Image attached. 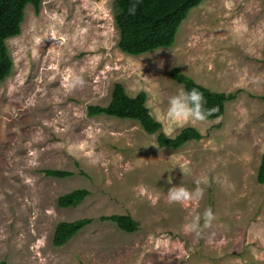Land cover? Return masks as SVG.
I'll return each mask as SVG.
<instances>
[{
	"label": "rangeland",
	"instance_id": "rangeland-1",
	"mask_svg": "<svg viewBox=\"0 0 264 264\" xmlns=\"http://www.w3.org/2000/svg\"><path fill=\"white\" fill-rule=\"evenodd\" d=\"M23 11L19 33L5 39L12 67L0 82V264H264V182L255 180L264 0H201L170 46L138 55L116 47L111 0H40L37 13L29 3ZM172 66L210 89L237 90L219 116L195 127L198 139L162 147L161 125L146 133L133 119L86 113L87 104L107 102L116 81L166 109L182 87L168 76ZM72 75L86 83L69 92ZM197 180L202 199L169 203L171 187L193 190ZM75 187L88 193L58 206L56 197ZM209 208L211 227L185 232ZM110 213L129 214L137 228L99 218ZM83 216L90 222L51 243L59 220Z\"/></svg>",
	"mask_w": 264,
	"mask_h": 264
},
{
	"label": "trees",
	"instance_id": "trees-1",
	"mask_svg": "<svg viewBox=\"0 0 264 264\" xmlns=\"http://www.w3.org/2000/svg\"><path fill=\"white\" fill-rule=\"evenodd\" d=\"M201 0H111L113 21L117 28L116 47L121 52L138 55L147 47L158 48L170 46L175 38L176 30L188 10ZM40 0H0V82L9 74L12 60L6 46L5 39L16 35L20 31L24 7L31 4L34 12L39 9ZM137 3L136 14L129 15L128 9ZM168 76L180 83L187 91L197 88L205 97L206 109L217 107L218 111L210 116L214 118L223 112L224 102L233 99L236 91L214 90L195 81L189 74L179 67L172 66L167 71ZM88 115L104 113L119 118L135 120L146 133H153L160 127L145 105V92L137 91L130 95L126 93L121 82H113L109 92V99L104 104L89 103L86 105ZM201 134L195 127L187 126L174 140L165 137L158 131L155 139L158 146L177 148L189 139H198ZM46 175L63 177L71 171L60 168H42ZM255 180L264 182V147L260 153L255 171ZM85 187H75L56 197V204L60 207L76 205L86 194ZM101 219H109L116 226L126 232L137 228V221L127 213H110L100 215ZM90 217H78L71 220H59L53 229L51 243L59 246L75 234L81 227L90 222Z\"/></svg>",
	"mask_w": 264,
	"mask_h": 264
},
{
	"label": "clouds",
	"instance_id": "clouds-1",
	"mask_svg": "<svg viewBox=\"0 0 264 264\" xmlns=\"http://www.w3.org/2000/svg\"><path fill=\"white\" fill-rule=\"evenodd\" d=\"M137 10V3H133L129 9V15H135ZM39 39L37 43H39ZM85 81L82 76L72 75L66 82V88L69 92L77 88H82L85 85ZM206 101L203 93L197 88L193 87L191 90H185L181 87L177 94L168 98V104L166 109L156 108L150 100L146 107L150 109V115L153 116L155 121L161 125V131L163 135L171 140H174L187 126L196 127L198 124L210 123L208 118L214 115L217 111V107L206 109L204 107ZM183 175L188 170L181 168ZM169 184H172L171 175L168 177ZM196 187L193 190H189L183 186H173L167 192V198L169 203H177L186 205L191 201H198L204 196V188L200 187L201 181H195ZM216 219L212 209H206L201 216L195 215L190 223L184 226V230L187 233L200 236L204 229L211 227L213 221ZM203 221V223H201Z\"/></svg>",
	"mask_w": 264,
	"mask_h": 264
}]
</instances>
